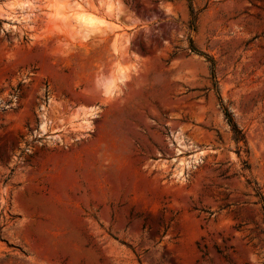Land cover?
Here are the masks:
<instances>
[{
    "label": "rangeland",
    "instance_id": "1",
    "mask_svg": "<svg viewBox=\"0 0 264 264\" xmlns=\"http://www.w3.org/2000/svg\"><path fill=\"white\" fill-rule=\"evenodd\" d=\"M263 202L264 0H0V264H264Z\"/></svg>",
    "mask_w": 264,
    "mask_h": 264
},
{
    "label": "bare ground",
    "instance_id": "2",
    "mask_svg": "<svg viewBox=\"0 0 264 264\" xmlns=\"http://www.w3.org/2000/svg\"><path fill=\"white\" fill-rule=\"evenodd\" d=\"M21 9H23V8H21ZM74 19H75L74 21H76L78 26L81 28L80 31L83 30L85 33H88L90 31H92L93 29H96V27L98 25V23L94 19H92L90 17H85L83 15L78 16L77 18H74ZM86 36H84V37H86ZM195 159H198V156H196Z\"/></svg>",
    "mask_w": 264,
    "mask_h": 264
},
{
    "label": "trees",
    "instance_id": "3",
    "mask_svg": "<svg viewBox=\"0 0 264 264\" xmlns=\"http://www.w3.org/2000/svg\"><path fill=\"white\" fill-rule=\"evenodd\" d=\"M192 26H193V23H191V27H192ZM223 113H224V116H225V119L227 120V122L232 126V128L234 129V131H235L236 133H238V131L236 130L235 125L232 123L230 113H229L227 110H224ZM262 208L264 209V202H263V204H262Z\"/></svg>",
    "mask_w": 264,
    "mask_h": 264
}]
</instances>
